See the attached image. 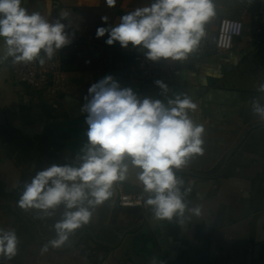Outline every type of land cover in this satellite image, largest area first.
I'll use <instances>...</instances> for the list:
<instances>
[{
	"label": "crops",
	"instance_id": "obj_1",
	"mask_svg": "<svg viewBox=\"0 0 264 264\" xmlns=\"http://www.w3.org/2000/svg\"><path fill=\"white\" fill-rule=\"evenodd\" d=\"M90 2L22 0L29 13L40 12L49 22L66 26L70 43L54 53L66 73L64 92L26 87L12 78L11 57L0 62V228L18 238L15 257L0 256V264H264V120L252 109L253 100L264 106V34L250 28L248 0H213L215 15L242 20V32L228 50L193 51L183 61L165 59L174 66L169 78L159 80L167 92L157 80L127 78V67L143 46H110L107 34L96 37L98 27H115L122 15L154 0H123L113 7L107 26L101 7L108 5ZM5 48L0 37V57ZM106 76L140 100L167 105L176 94H185L196 103L188 115L204 128L203 153L173 169L183 181L179 187L187 207L183 216L169 221L156 219L143 201L136 207L117 205L119 193L148 195L138 179L141 170L129 162L126 179L114 184L111 199L90 209V223L63 246L53 247L54 225L63 218L64 205L45 216L39 209L20 208L18 201L39 171L53 164L79 166L89 126L88 113L82 111L87 102L74 94L80 84L90 87ZM179 170L193 172L197 181ZM195 208L199 215L192 212Z\"/></svg>",
	"mask_w": 264,
	"mask_h": 264
},
{
	"label": "clouds",
	"instance_id": "obj_2",
	"mask_svg": "<svg viewBox=\"0 0 264 264\" xmlns=\"http://www.w3.org/2000/svg\"><path fill=\"white\" fill-rule=\"evenodd\" d=\"M21 4L22 0H0V37L6 45L0 62L12 57L14 63L38 59L43 64L42 51L51 59L70 43L66 26L49 22L40 12L29 13ZM106 4L114 7L116 0ZM214 15L213 0H154L122 15L115 27H98L96 37L107 34L110 46L115 42L123 48L143 46L147 59L154 62L183 61L197 49L204 26ZM155 83L168 91L162 81ZM260 91L264 92V85ZM88 93L91 100L82 108L88 113V143L81 149L79 166L53 164L39 171L18 201L20 208L39 209L45 216L64 205L63 218L54 225L53 247L63 246L75 230L90 223L92 210L110 200L114 184L126 179L129 162L141 170L138 179L148 194L145 207L154 217L171 221L183 216L187 207L179 187L183 181L173 169L184 167L193 154L203 153L204 128L189 118L188 112L197 105L187 95L176 94L167 105L158 99L140 100L132 89L121 90L111 76L93 83ZM252 109L264 120V106L253 100ZM192 212L199 215L200 209ZM17 244L14 231L0 228V256L14 258Z\"/></svg>",
	"mask_w": 264,
	"mask_h": 264
},
{
	"label": "built area",
	"instance_id": "obj_3",
	"mask_svg": "<svg viewBox=\"0 0 264 264\" xmlns=\"http://www.w3.org/2000/svg\"><path fill=\"white\" fill-rule=\"evenodd\" d=\"M249 4V25L255 34H264V0H248ZM205 32L201 38L195 52L202 53L206 50H228L232 47L234 38L238 37L244 27L240 19L231 17H220L209 20L205 24ZM136 53L129 63L126 76L129 80L144 83L167 79L171 76L174 66L161 59L157 62L147 59L145 53ZM44 63L39 60L32 62L14 63L13 58L9 59V69L12 78L34 90H42L51 94H59L67 89L65 81V71L62 68V59L58 54H54L48 59L41 53ZM88 86L80 84L74 96L80 100L88 102L91 95L88 93ZM87 97V100L85 99ZM142 194L140 192L119 193L117 205L122 207H136L142 204Z\"/></svg>",
	"mask_w": 264,
	"mask_h": 264
},
{
	"label": "rangeland",
	"instance_id": "obj_4",
	"mask_svg": "<svg viewBox=\"0 0 264 264\" xmlns=\"http://www.w3.org/2000/svg\"><path fill=\"white\" fill-rule=\"evenodd\" d=\"M123 0H116V4L115 6L118 7L119 4L122 2ZM102 5L106 3V0H101ZM90 4H92V0L90 2ZM122 4V3H121ZM92 6V5H91ZM114 6V7H115ZM101 10L104 11L106 14L103 15V17H107V20L106 21H103L102 20V16H101V20L103 21V24L104 26H107L109 23H110V20H111V16L113 15V7H101ZM214 17L218 18L219 16L218 15H214Z\"/></svg>",
	"mask_w": 264,
	"mask_h": 264
},
{
	"label": "water",
	"instance_id": "obj_5",
	"mask_svg": "<svg viewBox=\"0 0 264 264\" xmlns=\"http://www.w3.org/2000/svg\"><path fill=\"white\" fill-rule=\"evenodd\" d=\"M179 171L190 173V174H191V177L189 178V180H190L191 182H196L197 179H198V177H197L193 172L186 171V170H179ZM145 200H146V199L143 197V200H142L143 203H144ZM144 204H145V203H144Z\"/></svg>",
	"mask_w": 264,
	"mask_h": 264
}]
</instances>
